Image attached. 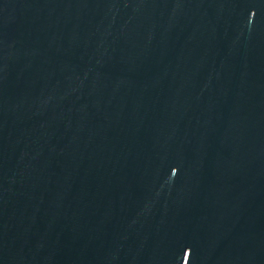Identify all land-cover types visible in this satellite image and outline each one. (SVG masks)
Returning a JSON list of instances; mask_svg holds the SVG:
<instances>
[{"label": "water", "instance_id": "95a60500", "mask_svg": "<svg viewBox=\"0 0 264 264\" xmlns=\"http://www.w3.org/2000/svg\"><path fill=\"white\" fill-rule=\"evenodd\" d=\"M0 264H264V0H0Z\"/></svg>", "mask_w": 264, "mask_h": 264}]
</instances>
